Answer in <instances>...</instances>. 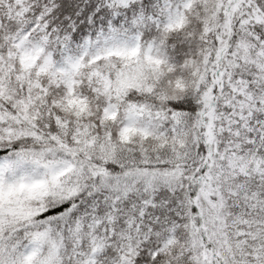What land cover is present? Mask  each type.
<instances>
[{
  "label": "snow or ice",
  "instance_id": "1",
  "mask_svg": "<svg viewBox=\"0 0 264 264\" xmlns=\"http://www.w3.org/2000/svg\"><path fill=\"white\" fill-rule=\"evenodd\" d=\"M0 264H264V0H0Z\"/></svg>",
  "mask_w": 264,
  "mask_h": 264
}]
</instances>
